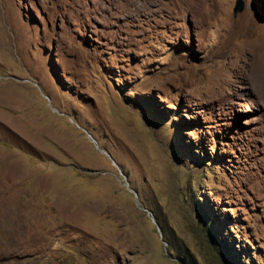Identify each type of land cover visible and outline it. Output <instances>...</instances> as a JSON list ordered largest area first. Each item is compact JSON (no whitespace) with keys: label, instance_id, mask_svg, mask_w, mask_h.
<instances>
[{"label":"rangeland","instance_id":"1","mask_svg":"<svg viewBox=\"0 0 264 264\" xmlns=\"http://www.w3.org/2000/svg\"><path fill=\"white\" fill-rule=\"evenodd\" d=\"M241 1L0 0V264H264Z\"/></svg>","mask_w":264,"mask_h":264},{"label":"water","instance_id":"2","mask_svg":"<svg viewBox=\"0 0 264 264\" xmlns=\"http://www.w3.org/2000/svg\"><path fill=\"white\" fill-rule=\"evenodd\" d=\"M243 7V3L241 0H235L234 5L232 7V13L235 14L237 11L241 10Z\"/></svg>","mask_w":264,"mask_h":264},{"label":"bare ground","instance_id":"3","mask_svg":"<svg viewBox=\"0 0 264 264\" xmlns=\"http://www.w3.org/2000/svg\"><path fill=\"white\" fill-rule=\"evenodd\" d=\"M8 231V230H7ZM16 231H20V229L18 228Z\"/></svg>","mask_w":264,"mask_h":264}]
</instances>
